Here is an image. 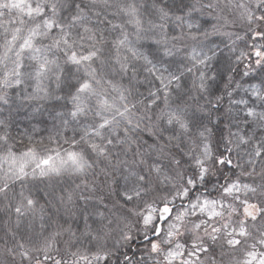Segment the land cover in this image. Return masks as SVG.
Segmentation results:
<instances>
[{
    "label": "snow or ice",
    "instance_id": "6c2138e0",
    "mask_svg": "<svg viewBox=\"0 0 264 264\" xmlns=\"http://www.w3.org/2000/svg\"><path fill=\"white\" fill-rule=\"evenodd\" d=\"M0 264H264V0H0Z\"/></svg>",
    "mask_w": 264,
    "mask_h": 264
}]
</instances>
